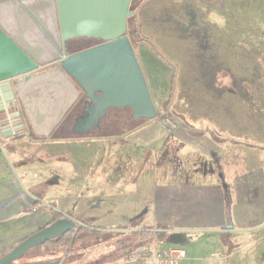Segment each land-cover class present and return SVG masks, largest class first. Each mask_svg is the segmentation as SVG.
Listing matches in <instances>:
<instances>
[{
  "label": "rangeland",
  "instance_id": "1",
  "mask_svg": "<svg viewBox=\"0 0 264 264\" xmlns=\"http://www.w3.org/2000/svg\"><path fill=\"white\" fill-rule=\"evenodd\" d=\"M131 10L134 15L129 20L127 35L138 62L141 51L151 67L147 74L152 71L157 78L150 84L158 117L149 120L154 122L147 128L145 139L138 142L149 143L173 130H188L186 124L200 130L188 132L189 137H178L185 144L178 156L179 171L194 179V183L198 180L195 177L203 173L202 189H219L229 207L224 234L230 230L229 225L231 229L234 227L225 238L213 232L173 233L161 241L159 250H184L187 258L181 264H264V230L253 232L264 225V0H132ZM213 11L224 21L223 25L208 21ZM134 26L141 39L149 41L170 65L132 33ZM94 40H74L69 52L102 43ZM85 100L83 94L49 139L35 138L29 132L14 140L0 132V257L38 235L52 219V207L90 226L112 229L111 220L121 221L125 211L146 215L155 194V199H161L160 191L154 189L167 187L172 171L165 150L158 158L150 159L135 142L113 140L104 148L102 141L92 138L80 141L75 149L61 146L59 142L68 140L58 139L60 129L65 123L73 125ZM131 113V110L112 111L113 124L109 129L124 130L119 119L131 121ZM77 128L80 132L88 126L81 122ZM208 130L219 137L214 138ZM192 132L197 136H192ZM224 139L263 147L239 145L242 164L225 178L226 183L222 181L223 173L214 166V156L222 147L219 143H225L223 147L227 148H232V144L238 146ZM162 146L159 144V148ZM201 159L206 164L205 174L196 169ZM147 160L148 164L142 168ZM93 178L110 179L112 185L116 182L120 185L95 187L90 182ZM101 189L112 190L113 197L99 195ZM121 189L127 192L121 193ZM106 206H111L110 210ZM217 217L216 211V215L204 220V226L213 225ZM161 219H152V226L163 228ZM69 221L76 223L74 227L78 225ZM61 225H68L67 219L43 232ZM126 245L134 254L156 249L157 241L144 243L131 233L114 237L102 234L54 249L34 248L21 262L101 264L123 258L125 251L121 247ZM234 250V255L228 258Z\"/></svg>",
  "mask_w": 264,
  "mask_h": 264
},
{
  "label": "water",
  "instance_id": "2",
  "mask_svg": "<svg viewBox=\"0 0 264 264\" xmlns=\"http://www.w3.org/2000/svg\"><path fill=\"white\" fill-rule=\"evenodd\" d=\"M131 2L0 0V131L4 136L24 131L22 115L16 111L20 103L33 133L50 137L82 92L88 102L86 115L74 126L77 133L99 127L112 109L130 108L135 119L146 121L158 117L127 36L128 19L134 15ZM83 38L104 43L69 54L70 42ZM81 122L88 128L79 132ZM67 221L68 225L33 235L0 264H12L76 224Z\"/></svg>",
  "mask_w": 264,
  "mask_h": 264
},
{
  "label": "crops",
  "instance_id": "3",
  "mask_svg": "<svg viewBox=\"0 0 264 264\" xmlns=\"http://www.w3.org/2000/svg\"><path fill=\"white\" fill-rule=\"evenodd\" d=\"M137 51H139V50L137 49ZM139 62H140L143 74L145 76L146 82L148 84V88L150 90L151 96L154 99V94H153L154 92H153V89H152V86L150 83H151V80L153 82H156L157 78L155 77V75L152 73L151 70H150L151 72H149L147 74L146 71L148 69H150L151 67H150L149 63L143 58L141 51H140ZM44 70H47V69H44ZM169 73H170V69H169L168 74ZM152 74L154 75V77ZM167 80H169V79H167ZM78 100H80V97L78 98ZM78 100H77V102H78ZM156 120H157V118H156ZM152 122H154V121H148V122L142 124L141 126L137 127L136 129L132 130L131 132H129L123 136L117 137V139H116V137L103 138V139H100L99 141L94 139V141H98V142L102 141L104 148H106L105 146H107L108 144H112L113 140H119L120 142H124L126 144L135 142L141 146V149L145 154L150 156V159L155 157V156L158 158L160 153H164L162 150H165L169 154L168 160H169L170 169H172V171H170V178L168 179L167 187H165L164 189H161V190H158L160 187H155L154 191L155 192L160 191L159 192L160 194H158V195H160V196L162 195V196H161V199L158 201L157 199H155L156 194L154 193L155 196L152 199L153 203L151 206H149V210H148V213L146 215H140V213L135 211V210H133L132 212H129V211L126 212L125 211L123 216L122 215L120 216V217H122L121 221L111 220L112 222H111L110 227H112V229L119 228V227H125V228H134V227L138 228V227H144V226L145 227L146 226L147 227H153L151 220L154 218L155 219H161L162 218L160 221L162 222L163 228L169 229V232L157 235L153 238L154 241H157V246H156V249H151V250H156V251L161 250V249L159 250V248H160V245L162 244L161 241H163V239H165L166 237H170L173 233H178V232H182V233H186V234L196 233V232H200V233L213 232V233H216L219 235L221 234L222 237L225 238L229 232L234 231V227H233V229L226 231V233H225L226 235L223 232V228L226 227V225H227L228 208L229 207H226V204L224 203L223 197H222L219 189H218V191H216L217 190L216 188L211 189V190L208 188L202 189V185L204 184L203 180H202V177H203L202 172L207 170L206 164L204 165V161H203L204 159H201L199 161L200 166H198L196 168L198 170V172L202 173L201 176L195 177L198 179V180H196L197 183H194V181H193L194 179L185 177V174H183L182 172L179 171L181 163H180V160L178 159V156H179L180 151L185 147V144H183V142H181V140H179L178 137L179 136L180 137H185V136L189 137L187 134L190 131H188V130H173L169 133V135L167 133L164 136L159 137L155 141H151L149 143H146V142L143 143L141 141V143H139L138 141L140 138L145 139L144 136H146L145 133H147V128H149L151 126ZM190 134L192 136H197L196 134L194 135L193 132ZM52 135H53V133L51 134V136ZM36 137H38V136H36ZM59 143L61 144V146H66L68 148L75 149L82 142L75 141V140H68V141H65V142L62 141ZM159 144H161L163 146L161 148H159ZM219 144H221L222 147L217 152V154L214 156L215 161H213V162L215 163L214 166L215 167L217 166V172L223 173L222 181L224 183H226L225 178L228 177L231 173H233L235 171V169L238 167L237 165H239V163L242 164L241 163V156H240L241 146L237 145L238 148H235L236 145L232 144V148H227V147H223V145L225 143H219ZM93 160H94V162H96L95 158H93ZM146 164H148V160L145 161V163L142 165V168H145ZM157 164L158 165L160 164L159 160L157 161ZM203 166H205L206 170L204 169ZM207 168L209 169V167H207ZM204 174H205V172H204ZM208 174H209V172L207 171V175ZM210 174H212V173H210ZM207 175H204V177H206ZM94 176H96V174H94ZM155 176H158V178H159L158 173H155ZM94 178H96V177H94ZM94 178L91 179L90 182H91V184H94L95 187L98 186V184H100L101 186L104 184V185H111V186H115V187L120 185V183H118V182L113 183V185H112V182L110 179L98 180V179H94ZM119 182H121V181H119ZM197 186H199V187H197ZM110 191H112V190L101 189L99 195H103V197H106V198H109V197L112 198L113 196H112V193H110ZM125 191H126V189L120 190L121 193L122 192L124 193ZM215 193H216V195H215ZM91 195L96 197L95 193H92ZM158 195H157V197H158ZM164 196H166V198H164ZM152 206H154V207H152ZM110 208H111V206H108V207L106 206V209L110 210ZM152 208L154 209L155 212H153ZM216 211L218 213V217H217L216 221L213 222V225L204 226V224H203L204 220L207 217L209 218L210 216L213 217V215H216ZM176 219H178V220H176ZM165 223H167V224H165ZM156 228H158V227L156 226ZM254 230H256V231H253V230L252 231L255 232V234L258 232H261L264 230V225L257 228V229H254ZM169 249H180V248H169ZM235 252H236V250H234L233 252L228 254V258H231ZM186 258H187V254H186ZM118 259L115 261L114 260H108V261L103 262L101 264H137L130 259H128V260H125L123 258H121L119 260ZM181 262H180V264H181ZM143 264H149V263H143Z\"/></svg>",
  "mask_w": 264,
  "mask_h": 264
},
{
  "label": "trees",
  "instance_id": "4",
  "mask_svg": "<svg viewBox=\"0 0 264 264\" xmlns=\"http://www.w3.org/2000/svg\"><path fill=\"white\" fill-rule=\"evenodd\" d=\"M146 1V0H144ZM132 17H130L128 19V28H129V20H131ZM136 37H138L141 41H145L150 48L155 51L158 56L167 64L170 65L169 61H167L161 54L158 53V51L156 50V48L147 40L145 39H141V35L140 32L138 30L137 27L134 26L133 32H132ZM86 39V38H83ZM87 40H92L95 41L94 39H87ZM78 47V46H77ZM89 48V47H87ZM80 49V47H79ZM173 90V89H172ZM163 106H166L165 103L163 104ZM121 110H131L130 108H121V109H112L110 111H108L107 115L105 118L102 119V121L100 122V126L92 129L90 132L88 133H77L74 131V126L70 123H65L62 126V129H60L61 131L58 133L60 136L58 137V139L61 140H75V141H82V140H86V139H96V140H100L103 138H112V137H119V136H123L125 134H127L128 132L136 129L137 127H139L142 123H144L146 120H142V119H135L132 115V113L130 114V120L131 121H127L124 119H119V122L121 123V127H125L124 130H118L116 128V130H110L109 126H112V121L110 119V114L112 111H121ZM132 111V110H131ZM126 119H128V117H125ZM127 121V123H126ZM73 126V127H72ZM186 127L189 131H195V132H200V130H196V129H191L187 124ZM113 128V127H112ZM208 133H210L211 135H213L214 138L219 137L217 135V133L213 132V131H207ZM33 137H36L34 134H32ZM227 142H231V143H235L237 145H246L250 148H263L260 145L257 144H249V143H242L239 141H233L230 139H224ZM51 213H52V219L42 227L41 231L47 229L48 227L53 226L54 224H56L58 221L62 220V219H72L76 222H78V225L76 227H73L69 230H67L66 232L60 234L58 237L46 242L45 244H43L42 246L39 247H47V248H56V247H60V246H67V245H72V244H78L80 242L95 238V237H99L102 234H112V236H118L121 235L123 233H131L134 234L136 236H139L142 240V242L144 243H148L150 242L155 236L169 232V229L166 228H154V227H142V228H135V229H105L103 227L100 226H90L86 223H84L83 221H79V219L77 220V218H74L72 215L69 214H64L61 213L59 210H57L56 208L52 207L50 209ZM123 251H125V255H123V259L128 260L130 259L131 255L133 254V249L129 246H122L121 247ZM12 252V251H11ZM29 252V251H28ZM26 252L25 254L21 255L19 258H17L15 260L16 264H21V263H25V262H21L23 261V258L25 257V255L28 253ZM6 255L0 257V259L6 257ZM42 264L44 263L43 261H31L29 263L26 264ZM137 264H143L138 262Z\"/></svg>",
  "mask_w": 264,
  "mask_h": 264
},
{
  "label": "built area",
  "instance_id": "5",
  "mask_svg": "<svg viewBox=\"0 0 264 264\" xmlns=\"http://www.w3.org/2000/svg\"><path fill=\"white\" fill-rule=\"evenodd\" d=\"M186 258V253L181 249H167V250H150L144 249L137 251L131 256V260L135 263H149V264H180Z\"/></svg>",
  "mask_w": 264,
  "mask_h": 264
},
{
  "label": "flooded vegetation",
  "instance_id": "6",
  "mask_svg": "<svg viewBox=\"0 0 264 264\" xmlns=\"http://www.w3.org/2000/svg\"><path fill=\"white\" fill-rule=\"evenodd\" d=\"M127 33H128V30H127ZM128 37H129V35H127ZM79 40V39H78ZM81 40V39H80ZM87 40V39H86ZM98 41V40H97ZM102 41V40H101ZM102 43H104V41H102ZM69 54H72V53H70L69 52ZM54 66H56V64H54V65H49V66H43V67H41L38 71H43L44 69H48V68H51V67H54ZM84 93L82 92V94H81V96H80V99H81V97H82V95H83ZM80 102V100H78V102L73 106V108L74 107H76V105L78 104ZM87 102H88V100L86 99L85 101H84V104L82 105V109L80 110V111H78L76 114H75V118H74V123H73V126H75L76 125V123L77 122H80L81 120H82V118L86 115V104H87ZM72 108V109H73ZM16 109H18V110H16V111H20V113H21V115H22V120H23V127H24V131L23 132H21V133H15V134H13V135H11L10 137L11 138H13L14 140H19L18 139V137L19 136H21V135H27L29 132L31 133V135L32 134H34L33 133V131H32V129L30 128V126L28 125V122H27V120H26V118H25V116H24V112H23V109H22V106L20 105V103H18V107L16 108ZM71 109V110H72ZM70 110V111H71ZM70 112H68V114H69ZM67 114V115H68ZM66 115V116H67ZM66 118V117H65ZM65 118H64V120H65ZM63 120V121H64ZM62 121V122H63ZM61 122V123H62ZM60 126V125H59ZM58 126V127H59ZM74 128V127H73ZM1 132V131H0ZM54 133V132H53ZM2 135H4L3 133H1ZM35 135V134H34ZM36 136V135H35ZM31 137V136H30ZM38 138H45V137H38ZM50 137H48V138H46V139H49ZM68 220H72V219H68ZM12 264H16V262H15V260H13L12 261ZM21 264H26V263H21ZM63 264V263H62Z\"/></svg>",
  "mask_w": 264,
  "mask_h": 264
},
{
  "label": "clouds",
  "instance_id": "7",
  "mask_svg": "<svg viewBox=\"0 0 264 264\" xmlns=\"http://www.w3.org/2000/svg\"><path fill=\"white\" fill-rule=\"evenodd\" d=\"M208 21L217 25H223L224 21L219 17L218 13L213 11L208 16Z\"/></svg>",
  "mask_w": 264,
  "mask_h": 264
}]
</instances>
